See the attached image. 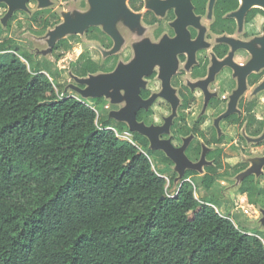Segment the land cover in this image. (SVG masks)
I'll use <instances>...</instances> for the list:
<instances>
[{"label":"trees","instance_id":"1","mask_svg":"<svg viewBox=\"0 0 264 264\" xmlns=\"http://www.w3.org/2000/svg\"><path fill=\"white\" fill-rule=\"evenodd\" d=\"M217 5L226 11L239 0ZM257 12L264 14L253 9L247 20ZM41 14L36 10L31 20L47 28L51 18ZM12 44L0 40V264H264L262 239L195 194L187 178L194 181L199 171L187 169L177 185L174 162L152 149L147 136L133 131L132 140L120 137L116 129H129L126 122L109 113L99 118L80 96L60 95L49 75L31 70ZM71 46L65 37L54 49ZM106 63L82 56L73 72L110 70ZM252 108L248 117L258 121L252 134H261L264 121ZM213 140L222 138L214 134ZM157 153L170 164L162 172L151 161ZM200 154V142L187 149L192 160ZM206 156L212 162L201 181L208 189L224 176L221 169L248 167L225 163L221 147ZM260 177L248 174L237 187L254 205H264ZM169 183L177 185L173 193Z\"/></svg>","mask_w":264,"mask_h":264},{"label":"flooded vegetation","instance_id":"2","mask_svg":"<svg viewBox=\"0 0 264 264\" xmlns=\"http://www.w3.org/2000/svg\"><path fill=\"white\" fill-rule=\"evenodd\" d=\"M119 1L109 0V3L112 4L109 7L113 8L111 13L117 33L123 40L118 50L110 52L116 46L117 39L113 34L106 32L101 24L89 26L84 33L85 35H92L96 41L103 62H115L110 70H99L103 72L115 70L121 61L131 62L137 56L136 43L148 40L159 45L158 54L160 57L153 70L143 76L145 83L140 86L139 92L144 100L151 99L153 96L154 98L148 107H140L137 110V119L141 111L143 116V119H138L139 121L154 125L162 124L167 114L162 113L163 115L158 119L154 106H164L169 110L176 104L177 114L171 125L173 134L169 137L175 146H182L185 139L190 138L185 148L186 153L191 144L196 146L200 142L201 154L199 159L204 147H207L206 154L207 151L216 147H221L225 152L224 145L233 140L223 131L221 122H226L230 128H241L240 140H247L248 137L260 135L252 134L258 121H250L247 107L253 106L252 112L256 118L264 121V117L259 116L256 112V107L260 101L259 93L264 89L257 90L264 82V66L258 70H252L245 78H242L241 70H239L241 67L239 66L246 65L253 57V52L246 47L235 48L234 44L239 41L255 40L256 37L264 35V27L263 35L250 31L249 27L255 24L256 19H258L257 15L262 14L261 12H257L252 20H247V15L251 10L256 8L264 10L263 7L252 6L242 16L240 23L238 11L241 8L242 0H239V5L226 11H224L226 5H217V0H214L213 3L211 0H150V2L148 0H126L127 9L133 13L130 16L124 9L116 5ZM82 3L87 4L86 0H82ZM262 16L264 17V14ZM90 27H94L91 34L88 33ZM129 37L135 39L127 49V60H121L119 54L123 52ZM256 42V49H263V44L259 40ZM239 53H245L243 60H239L237 56ZM174 57L176 67L168 80L169 90H166V76L169 75V69L173 66ZM241 82L245 84L244 91L237 97L235 108L223 116L229 110L232 96L240 87ZM153 83L157 84V89L160 91L154 89ZM156 93H159L158 96ZM122 94H125V90H122ZM110 99L112 102V97ZM121 102L124 105L128 103L127 99L124 98L114 104ZM200 103L202 109L197 115H194L193 108ZM119 108L121 106L116 109ZM209 110H220V113L213 117V112L210 113ZM151 117L154 118L149 121ZM201 117H204V120H200ZM219 117L221 118L218 119ZM113 119L117 120L116 118ZM176 122H178V126L174 128ZM197 122H199L198 130H195ZM207 123L208 125L205 127L204 125ZM180 128L189 132L186 134L179 133ZM199 130L204 131L210 140L206 141L199 134ZM263 131L264 126L261 134ZM214 134L222 140H213ZM177 140H181L180 143H176ZM263 142L264 140L253 141V144L259 146ZM206 159L211 164L212 161L207 156ZM208 164L203 166L204 170Z\"/></svg>","mask_w":264,"mask_h":264},{"label":"rangeland","instance_id":"3","mask_svg":"<svg viewBox=\"0 0 264 264\" xmlns=\"http://www.w3.org/2000/svg\"><path fill=\"white\" fill-rule=\"evenodd\" d=\"M50 1L51 3L49 5L40 7L37 0H28V3H26L27 8L15 10L6 24L2 22V18L8 12L9 6L5 2H0V40L12 39V50H14L26 62L31 70L39 68L45 71L53 81L60 95L68 93L82 97L81 94L72 87L73 84H78L75 77L73 76L76 75L73 72V63L82 56L92 58L98 62H103L102 54L96 45V41L92 38V35H85V33L67 34L66 37H69L70 42L72 43V46L69 49L57 50L53 48L52 51H49L51 47L49 40L51 37L50 31L54 30L58 24L64 21V12L86 11L89 9L91 2L90 0H86L87 4H83L82 0ZM39 9L42 11L41 15H43L45 18H51L52 24H50L47 28H43L42 26L33 23L31 20L32 14ZM257 17L258 19H256L255 24L249 26L250 31L256 34H262L264 27V17L262 14L257 15ZM134 39L135 38L132 37L128 38L126 45L123 48V52L119 54V59L127 60V49L130 47V43ZM58 41L59 38L56 40V43ZM237 56L239 60H243L245 58V53H239ZM121 62L126 63L125 61ZM114 64V61H108L105 65L108 69ZM100 72L103 71H98L95 74ZM153 86L155 90L160 91V89H157V84L155 85V83H153ZM224 93L227 94L228 92ZM158 94L159 93H156L157 96ZM259 95L260 101L256 107V112L259 116L264 117V89L261 91V93H259ZM99 98L102 99L98 100V98L93 97L84 98L89 104L94 106L99 118L103 117V115H107L112 109H116L120 106L122 108L124 106L123 102L116 104H114L115 102L113 101L111 102V97L101 96ZM154 107L156 111V117H158V119H160V116L163 115L162 113H166V117H168L174 112V105L172 108L170 107L169 110H167V107L164 106L156 105ZM201 109V103L196 105L193 108V111L195 112L194 115H197ZM209 111L210 113L213 112V117L219 115L220 113V110ZM153 118L154 117L149 118V121H152ZM208 123L204 126L207 127ZM221 125H223V131H225L229 137L233 138V140L228 141V143L224 145L225 163L234 164L240 161H245L248 163L249 167L251 162L246 160L247 158L264 155V142L257 146L253 144V140H240L239 137L242 132L241 128H230L226 122H221ZM116 131L120 137L132 140V132L128 128L122 131L116 129ZM172 134L173 133L171 132L165 135L166 137H169ZM180 141L177 140L176 143H180ZM162 155V153H157L151 156L153 167L158 172H162L168 165H170L162 160ZM171 166L173 169H175V163ZM221 171L224 172V176L218 179L209 189L206 188L201 181V173H203L204 170L203 172H200V174L194 175L193 179L198 188L197 195L213 204L218 211L222 213L229 212L231 218L239 228L256 233L264 242V224L262 222L263 213L261 211L264 208V205H254L250 203L248 198L238 191L237 187L239 179L237 175L240 172L236 173L232 169L226 168L221 169ZM180 181L181 180L179 179L175 182L178 185ZM261 182L264 185V178H261ZM176 184H168V191L170 193L176 191Z\"/></svg>","mask_w":264,"mask_h":264},{"label":"water","instance_id":"4","mask_svg":"<svg viewBox=\"0 0 264 264\" xmlns=\"http://www.w3.org/2000/svg\"><path fill=\"white\" fill-rule=\"evenodd\" d=\"M27 1L28 0H0V2H5L9 6L8 12L2 18V22L6 24L15 10L20 8L26 9ZM38 1L40 7L47 6L51 3L50 0ZM148 1L150 2V0ZM90 2L91 5L86 11L64 12V21L58 24L54 30L50 31L51 37L49 41L51 47L49 51L53 50L58 38L60 40L61 38L66 37L67 34L84 33L86 29L93 24H101L106 32L113 34L117 39V43L113 51L119 49L123 40L116 30L113 14L111 13L113 8L109 7V5L112 4L109 3V0H90ZM211 2L213 3L214 0H211ZM116 5H118L119 8L124 9L129 16L133 14L127 9L126 0H120ZM254 5L264 8V0H242L241 8L238 11L240 23L242 22V16L245 15L246 12ZM118 7L117 10H119ZM258 40L263 44V49H256L255 44ZM237 44H234L235 48L240 46L246 47L253 52L251 60L246 65L239 66L241 67L239 70H241L242 78H245V76L252 70H258L264 66V35L256 37L255 40L251 41H239ZM135 49L137 50V56L129 63L120 62L117 68L113 71L100 72L98 74L90 73L87 76L73 75L78 82V84L72 85L73 89L80 93L84 98L107 96L112 97L113 102H120L126 98L128 103L118 110H111L109 112V116L116 118L119 121L127 122L132 132L137 131L147 136L150 140V147L152 149L163 150L165 154L175 163V170L179 173L175 181L181 179L187 169H195L199 172H203V166L210 162L206 159L207 147H204L201 158L198 161H193L189 158L185 151L190 138H186L182 146H175L171 137H163V135L171 132V125L176 114V104H174V112L165 118V122L163 124H147L144 121H139L137 119V110L140 107H148L154 98L153 96L151 99L144 100L139 95L140 86L145 83L143 76L145 74H149L153 70L160 56L158 54L159 45L151 43L148 40L136 43ZM139 51L145 52H143V54ZM175 67L176 59L174 57L173 66L169 69V75L166 76V90H169L168 80ZM244 88L245 84L244 82H241L240 87L232 96L229 110L224 113L223 116L229 114V112L235 108L236 99L244 91ZM263 88L264 82L257 90H261ZM122 90H125L124 95L122 94ZM220 118L221 117L218 119ZM248 139L255 142L262 141L264 140V131L259 136L248 137ZM246 160L250 161L251 165L237 175L239 179L238 183L248 174L260 176L263 172L264 155L247 158ZM261 211L263 213L262 222L264 224V208Z\"/></svg>","mask_w":264,"mask_h":264},{"label":"built area","instance_id":"5","mask_svg":"<svg viewBox=\"0 0 264 264\" xmlns=\"http://www.w3.org/2000/svg\"><path fill=\"white\" fill-rule=\"evenodd\" d=\"M120 136V135H119ZM187 179H189V180H191L192 181V183H193V189H194V192H195V194L197 195V185H196V183L190 178V177H188ZM198 196V195H197Z\"/></svg>","mask_w":264,"mask_h":264},{"label":"crops","instance_id":"6","mask_svg":"<svg viewBox=\"0 0 264 264\" xmlns=\"http://www.w3.org/2000/svg\"><path fill=\"white\" fill-rule=\"evenodd\" d=\"M243 195H245V196L247 197V195H246V194H243Z\"/></svg>","mask_w":264,"mask_h":264}]
</instances>
